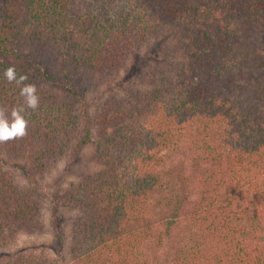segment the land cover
Masks as SVG:
<instances>
[{"label": "trees", "instance_id": "16d2710c", "mask_svg": "<svg viewBox=\"0 0 264 264\" xmlns=\"http://www.w3.org/2000/svg\"><path fill=\"white\" fill-rule=\"evenodd\" d=\"M27 48L100 102L39 79ZM0 54V107L23 104L12 65L40 96L28 135L0 144V264H264V0H6ZM91 141L95 170L43 183ZM46 204L54 242L17 247L46 233Z\"/></svg>", "mask_w": 264, "mask_h": 264}, {"label": "rangeland", "instance_id": "374dc122", "mask_svg": "<svg viewBox=\"0 0 264 264\" xmlns=\"http://www.w3.org/2000/svg\"><path fill=\"white\" fill-rule=\"evenodd\" d=\"M6 7V0H0V23L4 15ZM171 46V45H170ZM158 47L159 44H158ZM157 47H152L151 49H144V51L140 52L139 54H135L131 59L132 62L129 64L128 67L124 69V71L118 76L119 86L118 90H121L122 88L126 87L127 84H132L135 82V79L137 80L138 74L143 72L146 67H150L152 65V59H159L162 55V52L158 50ZM25 55H27V60H30L31 65H35L33 67V73L35 75H38L37 77L39 79H43V77L46 74L52 75L55 74L62 83H68L70 86H72L75 90L80 91L81 93L84 92L85 98L93 97L95 102H100L98 99H95L97 94L96 90H92L90 88L91 84L87 83L86 80L80 81L76 74L70 75L69 78H66L63 72L60 70V65H54L48 61L44 56L40 55L38 52L31 50L30 48H27L25 50ZM3 57L0 54V62L3 61ZM1 68V66H0ZM2 71V70H1ZM46 87H52L48 82L43 83ZM55 87H53L54 89ZM100 89V88H98ZM84 90V91H83ZM106 92V90L104 91ZM95 155V141H91L87 144V146L84 148L82 154L77 157L73 162H71V166L67 167L66 163L69 162V160H63L62 163L54 168L53 171H51V175L48 176L43 183L48 184L52 186V183H57L59 181H62L65 179L66 181L72 178H76L78 174L82 173L83 171H93L97 168V163L94 160ZM23 182L26 181V176H22ZM52 189V188H50ZM44 212V220L46 221V233L40 234H23L19 238V241L17 242V247H32V248H39L44 247L43 245L46 244H52L55 240V230L50 225L51 221V207H49L48 204H46L43 208ZM72 213L70 211H62L61 217H60V225H61V231L65 235L67 248L70 244L71 239V215ZM67 256L69 257V254L67 253ZM165 256L162 258H159L160 264H169L164 259ZM71 262H68L67 264H72Z\"/></svg>", "mask_w": 264, "mask_h": 264}, {"label": "clouds", "instance_id": "9594fccd", "mask_svg": "<svg viewBox=\"0 0 264 264\" xmlns=\"http://www.w3.org/2000/svg\"><path fill=\"white\" fill-rule=\"evenodd\" d=\"M6 81L15 83L20 89L23 104L11 108L10 112L5 107H0V144L18 140L28 135L29 121L25 118L26 110L35 111L40 104L37 85L28 83L26 74H18L14 65L7 67L3 73Z\"/></svg>", "mask_w": 264, "mask_h": 264}]
</instances>
